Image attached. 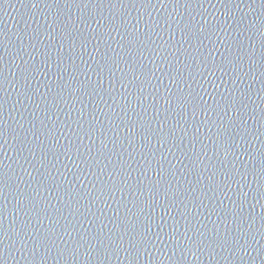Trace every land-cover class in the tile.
<instances>
[{
  "label": "water",
  "instance_id": "obj_1",
  "mask_svg": "<svg viewBox=\"0 0 264 264\" xmlns=\"http://www.w3.org/2000/svg\"><path fill=\"white\" fill-rule=\"evenodd\" d=\"M0 264H264V0H0Z\"/></svg>",
  "mask_w": 264,
  "mask_h": 264
}]
</instances>
